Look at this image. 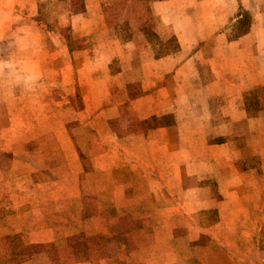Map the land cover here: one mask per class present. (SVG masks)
Masks as SVG:
<instances>
[{
    "label": "crops",
    "instance_id": "0c3cea01",
    "mask_svg": "<svg viewBox=\"0 0 264 264\" xmlns=\"http://www.w3.org/2000/svg\"><path fill=\"white\" fill-rule=\"evenodd\" d=\"M149 7L162 18L159 30L165 25L167 33L177 39L178 48L152 57L147 74L162 76L163 83L159 88L154 82L151 87L144 85L140 96L125 93L136 80L120 81L125 75L122 67L111 70L117 92L126 101L107 105L111 108L100 110L93 122L98 120L106 138L115 139L119 165H113L109 153L87 159L91 173L119 174L114 180L119 187V243L115 241L119 257L111 259L110 254L98 261L93 257L76 260L75 252H91L100 245L96 240L110 239V232H86L85 227L68 221L75 219L80 213L77 209L92 197L79 193L81 150L73 146L71 159L45 168L46 179L38 178L42 170L35 169L36 173L25 171L20 184L12 185V179L5 177L7 171L0 170V182L6 194L11 192L14 209L3 217L13 219L11 224L5 223L3 239H25L24 243L15 240L11 248L2 242L3 253H27L29 244L35 252L30 259L25 254L16 264H39L45 246L67 255L53 254L47 264H236L241 247L254 250L248 236L255 229L264 233V15H254L248 31L227 39L226 51L219 45L214 48L217 51L211 54L213 62L209 64L212 81L197 86L195 99L189 100L192 87L186 74L190 61L202 57V49L190 52L187 41H203V28H210L206 33L212 41L225 38L220 27L233 18L235 0H153ZM172 11L185 12L187 17L175 20ZM206 11H211V16ZM125 41L130 39L122 38ZM178 56L184 60L176 67L173 61ZM173 91L185 94L177 107L172 106ZM127 108L134 114H124ZM111 113L117 115L122 128L130 119L153 124L143 128V133L119 129V134L112 135ZM188 155H195L191 163ZM144 186L146 192L141 190ZM80 233L87 238L78 247L75 236ZM238 234L243 237L236 242ZM188 254L194 258L191 263L186 260Z\"/></svg>",
    "mask_w": 264,
    "mask_h": 264
},
{
    "label": "rangeland",
    "instance_id": "374dc122",
    "mask_svg": "<svg viewBox=\"0 0 264 264\" xmlns=\"http://www.w3.org/2000/svg\"><path fill=\"white\" fill-rule=\"evenodd\" d=\"M151 1L0 0V170L7 171L5 177L12 179V185L20 184L19 179L25 171L35 169L42 170L40 176L37 174L38 178L46 179L48 171L45 168L71 159L74 147L81 150V165L77 171L79 193L92 197L77 209L80 213L75 215V219L70 217L68 221L85 227L86 232L91 230L104 235L110 232V239L96 240L95 243L100 245L89 250L91 252H75L76 260L93 257L98 261L110 254L113 256L111 259L119 257V250H115V241L119 243V187H115L114 182L119 174L111 171L91 173L88 168L92 164L87 159L109 153L113 165H119V151L116 152L119 146L116 149L115 139L106 138L100 131L98 120L93 122L100 110L126 101V97L117 92L116 76L111 75L113 70L118 67L125 70L120 81L136 80L133 88L129 85L126 89L129 97L140 96L144 85L151 87L154 82L157 88L162 86V76L152 78L147 74L149 62L154 55L163 56L166 51L173 53L178 43L172 33H167L169 29L165 25L159 30L157 24L162 22V18L152 14ZM235 6L233 18L220 27L221 34L225 36H221L220 42H213L211 35H207L210 28H203V41H187L190 52L202 49V57L190 61L186 74L188 86L192 87L189 100L195 99L197 86L212 81L209 64L213 62L211 54L217 51L214 48L219 45L221 51H226L227 39L237 38L248 31L254 15H264V0H235ZM171 13L175 20L187 17L182 11ZM206 13L211 16V11ZM130 21L137 25L131 27ZM191 28L195 30V27H188L189 30ZM148 32L156 34V37H147ZM122 38L130 41L123 43ZM183 60L178 56L173 62L179 67ZM131 72L133 77L129 75ZM179 83H176L177 87ZM184 99L185 94L173 91L172 106L177 107ZM109 104L111 106L106 107ZM111 114L109 126L112 135L119 134V129L143 133V128L153 124L130 119V123L124 122L122 128L117 115ZM124 114L131 116L134 113L127 108ZM208 114L204 111V115ZM116 141L119 144V138ZM186 158L191 163L195 155ZM10 168L12 170L8 171ZM141 190L146 192L147 186ZM10 194L5 193L0 182L1 264L5 263L4 257L10 255L9 252L3 253L5 245L2 242L6 241L9 248L17 239L25 242L19 236L11 242L3 239L7 232L5 223L13 221L12 218H3L14 210ZM47 209L50 214L51 209ZM59 221L63 222L61 218ZM261 223L264 225V220ZM75 237L78 247L86 243L84 233ZM236 237L237 242L243 236L238 234ZM248 238L254 250H249L248 244L247 250L241 247L236 252L241 256L236 257V264H264V233L255 229ZM206 240L205 243L208 242ZM26 249L30 259L35 253L33 246L29 244ZM57 253L67 256L64 255L66 252L53 253L45 246L39 264H47ZM186 260L193 262L192 254H188Z\"/></svg>",
    "mask_w": 264,
    "mask_h": 264
},
{
    "label": "trees",
    "instance_id": "16d2710c",
    "mask_svg": "<svg viewBox=\"0 0 264 264\" xmlns=\"http://www.w3.org/2000/svg\"><path fill=\"white\" fill-rule=\"evenodd\" d=\"M155 35H156V34H155ZM155 35H153V34L150 33V32H148V33L146 34L147 37H151V38H152V36L154 37ZM155 37H156V36H155ZM126 39H129V38H126ZM157 40H158V38H157ZM149 41H151V40H149ZM177 48H178V44H177L176 48H175L173 51H176ZM168 52H171V51H166V53H168ZM27 250H28V249H27ZM25 254H27L26 251H23V252H21V253H20V251H12V252L10 253V255L7 256V258L4 257V259H5V263H3V264H16V263H19V262H21L22 260L25 259ZM0 264H1V263H0Z\"/></svg>",
    "mask_w": 264,
    "mask_h": 264
}]
</instances>
